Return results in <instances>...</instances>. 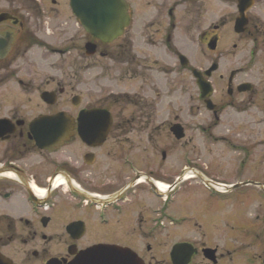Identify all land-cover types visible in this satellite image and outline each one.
Wrapping results in <instances>:
<instances>
[{
    "label": "flooded vegetation",
    "instance_id": "1",
    "mask_svg": "<svg viewBox=\"0 0 264 264\" xmlns=\"http://www.w3.org/2000/svg\"><path fill=\"white\" fill-rule=\"evenodd\" d=\"M2 1L0 14L9 18L0 22V255L13 264H67L91 248L115 245L142 264H264V0H125L129 24L111 42L126 51L113 55L126 66L125 77L163 75L160 50L188 65L183 46L206 63L191 67L197 101L191 111L202 109L211 119L192 126L205 148L221 146L224 160L211 158L206 166L184 150L168 184L169 153L160 139L168 133L177 146L186 137L179 116L163 122L154 103L127 94L69 113L67 87L50 75V55L34 53L38 47L63 60L66 45L51 44L31 23L37 0ZM220 4L228 11L214 20ZM87 34L98 49L102 41ZM246 42L240 66L222 71V48L245 51ZM250 73L257 78L245 79ZM130 107L137 114L128 115ZM83 109L111 114L103 142L80 136L76 118ZM59 113L75 118L64 121L72 137L39 146L32 124ZM225 113L239 118L224 119ZM137 144H145L143 151H134Z\"/></svg>",
    "mask_w": 264,
    "mask_h": 264
},
{
    "label": "rangeland",
    "instance_id": "2",
    "mask_svg": "<svg viewBox=\"0 0 264 264\" xmlns=\"http://www.w3.org/2000/svg\"><path fill=\"white\" fill-rule=\"evenodd\" d=\"M37 4H39V7L35 9L31 23L39 27L41 30L39 33L40 35L42 34L43 38L45 37L44 39H49L51 44L56 46L66 45L68 52L63 60H59L56 53L46 54L44 49L38 47L35 48L34 53L36 57L50 55V75L52 78L63 81L64 85H66L69 113L73 114L86 106L111 105L113 103V94H127L154 103L159 115L158 119L163 122L174 121L179 116V121L188 126L186 137L184 139L180 138L183 140L177 146H175L174 137L172 136L171 138L168 133H163V138L160 139L161 145H164L169 153L165 162L166 172H164L166 173L165 181L167 184L173 179L172 174L178 166V161L184 150H191L197 159L200 162L203 161L206 166L210 163L211 158L223 162L224 150L221 146L205 148L203 138L199 134H195L196 130L192 126L195 120L211 119L202 109L191 111L192 105L197 102L194 98L196 92L192 82L191 67L201 68L206 66V63L200 62L198 58H195L193 53L196 51L195 48L182 47L188 54L190 61L186 66L167 57L160 50V63L157 66L160 67L159 69L164 70L163 75L158 76L155 70H149V72L145 71L148 75H134L135 78L125 77L126 66L113 61V55H118L120 51H123L122 55L126 56V51L116 48L115 43L99 42L95 54L88 55L86 53L85 44L91 40V37L72 12L70 0H37ZM0 8H6V3L0 2ZM227 11L228 9L224 8V5H216L214 7V20ZM44 29L49 30V35H46ZM227 38V35H223L224 40ZM248 46L249 43L246 42V52L241 48H222L223 54L219 60L221 70L240 66L241 61L244 60L243 57L247 55ZM228 49L231 53H227ZM101 52L106 55L102 56ZM138 71L141 74L144 70L139 69ZM244 78L253 79L257 77L255 73H250L245 75ZM75 95L81 97V103L78 106H74L71 102ZM136 111L137 108L130 107L126 113L133 115L137 114ZM226 113L222 118H239L236 114L227 116ZM191 137H194V140H191ZM140 146L143 147L145 144ZM152 146L150 144L148 151H155V147ZM141 147L138 144L135 145L134 151H143ZM219 167L218 161L214 160L211 162L212 169ZM173 237L174 235L171 234L170 241L173 240Z\"/></svg>",
    "mask_w": 264,
    "mask_h": 264
},
{
    "label": "water",
    "instance_id": "3",
    "mask_svg": "<svg viewBox=\"0 0 264 264\" xmlns=\"http://www.w3.org/2000/svg\"><path fill=\"white\" fill-rule=\"evenodd\" d=\"M70 6L85 31L103 43L113 42L123 34L129 24L128 6L125 0H70ZM8 18L7 13L0 14V22ZM85 48L88 55H93L97 51V45L93 42H87ZM216 68L215 64L209 72ZM201 86L204 90V85ZM71 102L74 106H78L81 98L75 96ZM73 119L75 118L72 115L65 113L40 118L32 124L33 137L39 146L49 148L58 146L72 137L73 126L64 121ZM76 119L82 121L79 125L80 136L90 144H99L105 140L112 118L104 109H83ZM172 131L178 139L184 137L180 124H174ZM172 259L175 261L174 251ZM0 264L13 263L0 255ZM67 264H142V262L132 250L113 245L91 248Z\"/></svg>",
    "mask_w": 264,
    "mask_h": 264
},
{
    "label": "bare ground",
    "instance_id": "4",
    "mask_svg": "<svg viewBox=\"0 0 264 264\" xmlns=\"http://www.w3.org/2000/svg\"><path fill=\"white\" fill-rule=\"evenodd\" d=\"M159 187L161 190H163L164 192H167L169 190V186L167 184H159Z\"/></svg>",
    "mask_w": 264,
    "mask_h": 264
}]
</instances>
